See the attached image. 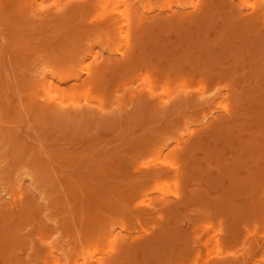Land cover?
I'll use <instances>...</instances> for the list:
<instances>
[{
  "label": "rangeland",
  "instance_id": "374dc122",
  "mask_svg": "<svg viewBox=\"0 0 264 264\" xmlns=\"http://www.w3.org/2000/svg\"><path fill=\"white\" fill-rule=\"evenodd\" d=\"M0 264H264V0H0Z\"/></svg>",
  "mask_w": 264,
  "mask_h": 264
},
{
  "label": "bare ground",
  "instance_id": "6f19581e",
  "mask_svg": "<svg viewBox=\"0 0 264 264\" xmlns=\"http://www.w3.org/2000/svg\"><path fill=\"white\" fill-rule=\"evenodd\" d=\"M42 1V0H41ZM57 1V0H56ZM195 1V0H194ZM35 3H36V1H35ZM59 3V2H58ZM111 18H115L116 19V24H117V27L120 29L118 32L121 34V33H123V32H125V30H126V25H127V23L128 24H131V22H130V18L128 17V16H126L125 18V21H124V23L120 26L119 24H118V22H119V17L116 15V14H111ZM87 69V68H86ZM83 78L84 77H82V79L81 80H83ZM45 82V81H44ZM47 83H46V85H45V91L46 92H48V91H51V89H52V83L50 82V80L49 81H46ZM58 96V95H57ZM56 98V97H55ZM58 98V97H57ZM59 99V98H58ZM61 100H62V97H61Z\"/></svg>",
  "mask_w": 264,
  "mask_h": 264
}]
</instances>
